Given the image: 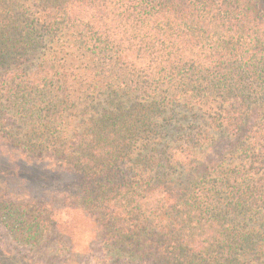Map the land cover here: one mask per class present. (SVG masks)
Wrapping results in <instances>:
<instances>
[{"label": "trees", "instance_id": "obj_1", "mask_svg": "<svg viewBox=\"0 0 264 264\" xmlns=\"http://www.w3.org/2000/svg\"><path fill=\"white\" fill-rule=\"evenodd\" d=\"M0 138L103 264H264V0H0ZM57 212L0 198L17 242Z\"/></svg>", "mask_w": 264, "mask_h": 264}, {"label": "rangeland", "instance_id": "obj_2", "mask_svg": "<svg viewBox=\"0 0 264 264\" xmlns=\"http://www.w3.org/2000/svg\"><path fill=\"white\" fill-rule=\"evenodd\" d=\"M65 184L0 138V198L39 199L58 210L52 231L38 244L15 241L0 222V264H103L101 236L83 209L66 205Z\"/></svg>", "mask_w": 264, "mask_h": 264}]
</instances>
